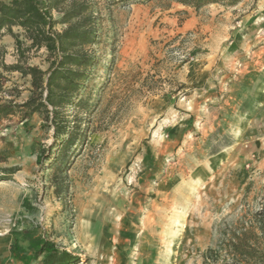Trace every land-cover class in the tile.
Listing matches in <instances>:
<instances>
[{
    "label": "rangeland",
    "instance_id": "374dc122",
    "mask_svg": "<svg viewBox=\"0 0 264 264\" xmlns=\"http://www.w3.org/2000/svg\"><path fill=\"white\" fill-rule=\"evenodd\" d=\"M85 1L96 62L74 110L84 131L68 155L66 204L50 161L38 160L57 151L52 129L22 110L0 120V176L20 169L0 180V264H23L33 238L74 264H202L221 224L264 196V0L198 12L171 0ZM20 42L2 36L0 62L46 71V50ZM0 86L3 101L31 97L18 72L0 68Z\"/></svg>",
    "mask_w": 264,
    "mask_h": 264
},
{
    "label": "trees",
    "instance_id": "16d2710c",
    "mask_svg": "<svg viewBox=\"0 0 264 264\" xmlns=\"http://www.w3.org/2000/svg\"><path fill=\"white\" fill-rule=\"evenodd\" d=\"M171 1L198 12L209 5L233 8L242 0ZM52 12H57L60 22L66 24L60 33L54 31L56 22ZM93 14L92 5L85 0H0V38L11 36L18 50L21 42L13 29L19 28L24 40L30 42L28 49H44L48 58L46 71L20 63L6 66L0 62L2 70L29 77L31 85V97L21 105L0 97V120L22 110L24 120L38 114L52 129L53 147L57 151L53 153L51 148L38 160L42 166L50 161L47 169L54 170L50 182L54 195L62 199L63 205L69 188L66 182L68 155L83 141L84 118L78 119L74 110L82 105L81 92L96 62L93 54L86 50L87 45L97 43L98 21ZM19 55L23 57L22 52ZM19 170L17 166L2 169L0 180L12 178ZM218 232L215 246L201 254L202 264H264V196L255 200L236 222H223ZM30 249V256L22 260L23 264H74L77 261V256L71 252L42 238H33Z\"/></svg>",
    "mask_w": 264,
    "mask_h": 264
},
{
    "label": "crops",
    "instance_id": "0c3cea01",
    "mask_svg": "<svg viewBox=\"0 0 264 264\" xmlns=\"http://www.w3.org/2000/svg\"><path fill=\"white\" fill-rule=\"evenodd\" d=\"M13 31H14V33H16L17 35H18V41H20L22 38H23V31L21 30V29H19V28H14L13 29ZM14 41V40H13ZM25 41V40H24ZM15 42V41H14ZM28 43H30V42H28ZM21 76V75H20ZM25 78V77H24ZM13 103H15L14 101H13ZM22 104V103H21Z\"/></svg>",
    "mask_w": 264,
    "mask_h": 264
}]
</instances>
